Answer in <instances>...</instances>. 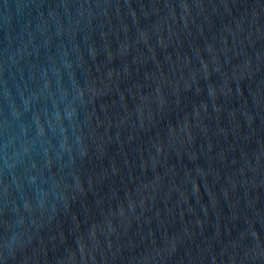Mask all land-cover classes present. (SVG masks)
Listing matches in <instances>:
<instances>
[{"label": "water", "instance_id": "1", "mask_svg": "<svg viewBox=\"0 0 264 264\" xmlns=\"http://www.w3.org/2000/svg\"><path fill=\"white\" fill-rule=\"evenodd\" d=\"M0 264H264V0H0Z\"/></svg>", "mask_w": 264, "mask_h": 264}]
</instances>
